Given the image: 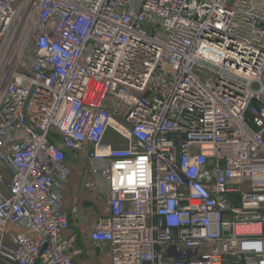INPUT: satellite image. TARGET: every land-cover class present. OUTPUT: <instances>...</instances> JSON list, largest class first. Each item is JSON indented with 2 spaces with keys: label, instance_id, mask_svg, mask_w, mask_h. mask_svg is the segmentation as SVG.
I'll return each mask as SVG.
<instances>
[{
  "label": "built area",
  "instance_id": "1",
  "mask_svg": "<svg viewBox=\"0 0 264 264\" xmlns=\"http://www.w3.org/2000/svg\"><path fill=\"white\" fill-rule=\"evenodd\" d=\"M73 165L104 201L68 235ZM79 242L264 264V0H0V264Z\"/></svg>",
  "mask_w": 264,
  "mask_h": 264
},
{
  "label": "crops",
  "instance_id": "2",
  "mask_svg": "<svg viewBox=\"0 0 264 264\" xmlns=\"http://www.w3.org/2000/svg\"><path fill=\"white\" fill-rule=\"evenodd\" d=\"M62 196L64 209L70 213L71 225L67 234L87 232L90 223L98 220L99 209L103 207L104 199H99L98 195L82 189V174L77 165H73V175L70 182L63 187ZM73 211L79 216H75ZM78 248L83 251L76 257L77 264H99L98 258L91 256V253L89 254L85 250L82 242L78 243Z\"/></svg>",
  "mask_w": 264,
  "mask_h": 264
},
{
  "label": "rangeland",
  "instance_id": "3",
  "mask_svg": "<svg viewBox=\"0 0 264 264\" xmlns=\"http://www.w3.org/2000/svg\"><path fill=\"white\" fill-rule=\"evenodd\" d=\"M108 137L110 140H113V139L116 140V138H117L115 133H113V132H110ZM99 197H101V199H103V196H101L100 194H99Z\"/></svg>",
  "mask_w": 264,
  "mask_h": 264
},
{
  "label": "water",
  "instance_id": "4",
  "mask_svg": "<svg viewBox=\"0 0 264 264\" xmlns=\"http://www.w3.org/2000/svg\"><path fill=\"white\" fill-rule=\"evenodd\" d=\"M45 247L42 249V252L44 251ZM36 264H39V260H37Z\"/></svg>",
  "mask_w": 264,
  "mask_h": 264
}]
</instances>
